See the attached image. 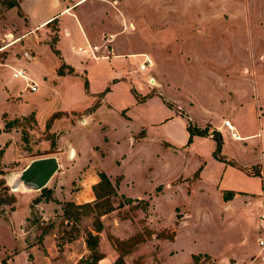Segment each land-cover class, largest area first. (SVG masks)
<instances>
[{
    "label": "rangeland",
    "instance_id": "rangeland-1",
    "mask_svg": "<svg viewBox=\"0 0 264 264\" xmlns=\"http://www.w3.org/2000/svg\"><path fill=\"white\" fill-rule=\"evenodd\" d=\"M6 2L0 264H82L86 234L99 225V264L119 256L110 236L123 249L140 240L127 264H264V0L83 2L74 14L96 37L78 54L67 43L71 19L61 30L54 21L27 31ZM19 68L27 79L12 75ZM188 123L207 136L188 142ZM246 131L257 135L233 137ZM46 156L59 168L46 185L51 200L36 203L41 189L10 183ZM99 171L118 184L114 209L100 216L93 206L68 207L65 215V203H83L73 196L93 193ZM225 191L235 200L224 201ZM120 194L138 200L118 206Z\"/></svg>",
    "mask_w": 264,
    "mask_h": 264
},
{
    "label": "crops",
    "instance_id": "crops-1",
    "mask_svg": "<svg viewBox=\"0 0 264 264\" xmlns=\"http://www.w3.org/2000/svg\"><path fill=\"white\" fill-rule=\"evenodd\" d=\"M16 1L18 2V7L16 9L23 15V18L26 20L25 26L27 27V31L33 32V31H40V30L47 29V27L54 21H57L58 28L61 30V28L63 27V24L65 23L68 24V21L63 20L64 17H68L69 19H71V23L73 25L69 24V26L74 27L75 33L73 34V36L70 37L71 39L70 38L68 39L69 42L67 41V43L71 46L70 48L71 50H73L75 54H78L79 48L86 47L88 44L92 42V38L96 37L94 35H89L88 30L86 29V27H84V23L78 18V16H76V14H74V10L75 8H77L75 6L77 4L81 3L80 5H82L90 0H73V1L69 0V2H67V0H16ZM18 19L22 21L20 18ZM63 30L65 31L64 38H68L70 36L69 30H67V27L65 26ZM7 36H12V35L10 34ZM21 38L23 37H20L19 39ZM74 46H78V47L75 48ZM59 51L62 54L64 62L66 64L72 65V61L66 56V54H64V52H62L61 50ZM227 123L231 125L230 126L231 128L228 127L229 129L231 130L236 129V126L234 124L232 125L230 122H227ZM254 135H257V134H252L246 131V133H242V134H238L236 132L235 135H233V137L237 140L245 141V140L252 138V136ZM72 155H73V152L71 150L69 156L71 157ZM95 181L96 180H93V183ZM88 194H89V197L88 199H85V200H80L78 198L80 197L79 194H76L75 196H73V198L77 200L78 203L90 202L93 200L94 196H93V193H88ZM233 200L235 199H231L229 201H233ZM111 251L113 253V258H115L117 256V251L115 249H112V247H111ZM106 261H107L106 264H109L110 262H112L110 259H107Z\"/></svg>",
    "mask_w": 264,
    "mask_h": 264
},
{
    "label": "trees",
    "instance_id": "trees-1",
    "mask_svg": "<svg viewBox=\"0 0 264 264\" xmlns=\"http://www.w3.org/2000/svg\"><path fill=\"white\" fill-rule=\"evenodd\" d=\"M2 1H5V0H2ZM6 5L8 9H12L14 7H18V2L16 0H7ZM69 69L71 72H74L73 68L69 67ZM13 122L14 120L7 121L4 125L3 130H9L12 127ZM186 128L188 130V135H189L188 142H190L193 139V136L195 135L207 136L208 134L206 130L195 129L194 127L190 125V123H188ZM2 152L3 150L0 149V156ZM97 175H98L99 180L92 186V191L95 196L94 202L93 203L85 202L82 204H75V203L67 202L64 204V206H62V209L65 215L68 213V207H72V208L80 210L81 208H90V207L92 208L93 206L95 213L100 216L114 209V207L111 205V197H117L119 195L118 184L117 183L113 184L111 181V178L105 171H99ZM120 195L124 201L119 202L118 206H122L124 203L129 204V203H132L138 200V199H133L131 197H127L123 194H120ZM233 195H234L233 191H225L222 198L224 201H229L232 199ZM51 198H52L51 189L44 187L41 189L40 196L36 198V203L39 202L41 199L49 201L51 200ZM107 204L109 205V207L101 210L102 206L107 205ZM100 231H101V227L99 225L95 229L96 233L93 234L91 231L87 232L85 242H86L88 250L90 251V255H89V258L81 260L82 264H99L98 262L103 257L98 249V242H99L98 233ZM110 239H111L112 245L119 253V256L116 258V260H114V262L110 264H127L123 258L124 255L130 252L132 248L136 246V244L139 243L140 240L137 238L128 239L129 245L126 249H123L120 246L121 243H124L122 240L118 238H114L112 236H110ZM197 257L198 256L195 255L194 259H197Z\"/></svg>",
    "mask_w": 264,
    "mask_h": 264
},
{
    "label": "water",
    "instance_id": "water-1",
    "mask_svg": "<svg viewBox=\"0 0 264 264\" xmlns=\"http://www.w3.org/2000/svg\"><path fill=\"white\" fill-rule=\"evenodd\" d=\"M58 168L59 162L55 156L36 158L12 178L10 185L14 189L22 186L26 190H40L46 187Z\"/></svg>",
    "mask_w": 264,
    "mask_h": 264
},
{
    "label": "built area",
    "instance_id": "built-area-1",
    "mask_svg": "<svg viewBox=\"0 0 264 264\" xmlns=\"http://www.w3.org/2000/svg\"><path fill=\"white\" fill-rule=\"evenodd\" d=\"M147 63H149V59L143 61V63L141 64V68H144ZM12 75L15 78H25V79H27L26 70L24 68L16 69L15 71H13ZM28 87L32 91L36 90V86L35 85H31V86H28ZM226 124L228 125V127H230L227 122H226ZM260 244L264 245V241H261Z\"/></svg>",
    "mask_w": 264,
    "mask_h": 264
}]
</instances>
